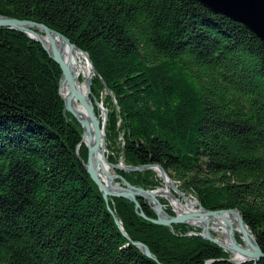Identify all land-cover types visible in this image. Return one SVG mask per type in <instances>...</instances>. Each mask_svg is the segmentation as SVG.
Here are the masks:
<instances>
[{"label":"trees","instance_id":"trees-1","mask_svg":"<svg viewBox=\"0 0 264 264\" xmlns=\"http://www.w3.org/2000/svg\"><path fill=\"white\" fill-rule=\"evenodd\" d=\"M0 15L89 54L110 162L161 165L205 209H239L264 251V43L252 31L197 0H0ZM61 77L41 43L0 27V264H264L228 261L196 228L148 221L128 198L108 204ZM116 171L163 184L153 168Z\"/></svg>","mask_w":264,"mask_h":264},{"label":"water","instance_id":"water-1","mask_svg":"<svg viewBox=\"0 0 264 264\" xmlns=\"http://www.w3.org/2000/svg\"><path fill=\"white\" fill-rule=\"evenodd\" d=\"M197 1L200 2L202 5H204L205 7H207L208 9H210L211 11H213L214 13L226 15L231 19L244 24L264 43V0H197ZM0 27H8V28L20 30L22 32L27 33L35 41L41 43L44 49L49 53L50 57L62 69V77H61L62 79L60 81V87L63 81H68L72 88V91L76 93L72 77L69 74L64 64V61L62 60L61 56L57 51V44H56L57 37L65 38L66 41L72 47L84 53L86 55L87 60L92 65L93 73H95L96 71L91 61V58L86 51H83L82 49L77 47L74 43L70 41V39H68L62 33L58 32L55 29L50 28L46 24L38 23L36 21H32L28 19H18L15 17L0 15ZM30 33H33L35 35V38ZM45 35L50 38L49 49L45 46L42 39L39 38ZM91 85H92V80L90 79L88 81V93L90 97L92 94ZM90 97H87L86 99L85 98L81 99L87 110L88 119L86 121H81L79 118H77L75 111L71 106V103L69 101H66L63 97L62 99L65 103V110L70 112L80 122L83 128L82 139L78 147L81 145V143H83L85 138L90 136L92 137L89 138V142L86 144V147L88 149V159L85 162V167L89 172L90 176L92 177L93 181L99 186L106 202L109 204V197L128 198L135 203L136 211L139 213L140 216L155 224L168 226L171 229H173L174 224H190V220L199 219L200 215L198 216V214L196 213H185V214L176 213V215H170L166 210L164 214L161 213L162 211L158 212L155 209L154 205L149 201V199L146 196V193H149L153 190H149L143 187L133 185L129 181H127L123 176L116 173V169L141 171L147 168L157 167L160 170L159 172L164 181V178L169 177V175L161 165L152 164V165H142L138 167V166H130V165L122 166L109 162L110 165L113 167L115 174L109 175V186L107 185V183H104L105 180L102 179L98 170L95 168L92 162V155H95L99 151L100 146H102L103 144L102 141L104 140L103 139L104 134L102 135V133L104 132L105 129L106 119H102L101 115H99L98 112L95 110V107ZM94 101L96 103L97 109L100 110V104L96 99H94ZM78 156H80L79 153ZM117 178L120 179L123 183L122 184L119 183L116 180ZM170 179L172 180V178ZM174 189L180 194H183L179 188L174 187ZM140 198L146 199L147 203L150 206L153 205L152 208L156 212L157 218H151L143 212L141 208V204L139 202ZM157 201L159 204L163 205L159 199ZM199 205L207 214L223 215L226 212L236 213L239 226L242 228H248L249 231L251 232L249 226L244 220L243 214L239 209L231 208V209L208 210L205 209L201 205V203H199ZM109 210L112 213H114L113 210L110 208V206H109ZM123 232L126 234L124 230ZM243 233L245 236L244 238L245 245H242L232 232L229 234L230 243L228 245H224L220 243L217 238L213 237L210 232H205L204 229L202 233L198 232L197 234L202 235L205 239L220 245L222 248H224L229 252H238L243 257L240 261H236L233 258L227 259L228 261H232L236 263L254 261L255 263H257L258 261L264 258V251L263 249H261L258 240L256 239V237L252 232L251 235L253 240H249L246 232ZM135 244L138 247H140L148 257L155 258V256L152 254L148 246H146L144 243L135 242Z\"/></svg>","mask_w":264,"mask_h":264},{"label":"bare ground","instance_id":"bare-ground-1","mask_svg":"<svg viewBox=\"0 0 264 264\" xmlns=\"http://www.w3.org/2000/svg\"><path fill=\"white\" fill-rule=\"evenodd\" d=\"M30 34L35 38V35L33 33ZM39 38L42 39L45 46L49 49L50 38L46 35ZM56 44H57V51L61 56L62 60L64 61V64L69 74L72 77L74 88L76 91V93L72 91V88L68 81H63L60 87V94L66 101H69L71 103V106L74 109L77 118H79L81 121H86L88 119L87 110L81 99L82 98L86 99L87 97H90L88 93V81L90 79L92 80L94 76L92 65L87 60L86 55L80 52L79 50H77L76 48L72 47L66 41L65 38L57 37ZM82 76L84 77L83 80L81 79ZM90 98L96 110L97 107L96 103L93 100L92 96ZM100 110H101V106H100ZM82 133H83V128H82ZM102 135L104 139L102 141L103 144L102 146H100L99 151L95 155H92V162L95 168L98 170L102 179L106 181V182L104 181V183H107V185L109 186V175L115 174V171L113 170V167L110 165L108 160L105 129ZM90 137L85 138L83 143L81 144L86 145L89 142ZM78 148H80V146ZM152 168L158 172V175L161 176V174L159 173L160 170L157 167H152ZM164 183H165L164 186L158 187L156 189H152L153 191L146 193L147 198L154 205L155 209L158 212L162 211L161 213L164 214L166 208L164 205L159 204L157 200L158 199L160 200V198L162 197L167 198L170 200L173 209L177 214L196 213L198 214V216L200 215L199 219L190 220V224L194 226L202 227L205 232H210L215 238L218 239L220 243L224 245H228L230 243L229 234L231 232L235 235V237L237 236L238 233L241 234L243 242L240 243L242 245H245L244 242L245 236L243 232L247 233L249 240H253L249 229L242 228L239 226L236 213L226 212L223 215L207 214L199 205L197 199L188 197L183 191H182L183 194L177 192L174 189V187L178 188L177 187L178 184L176 183L177 184L176 185L173 182V180H171L169 177L164 178ZM178 193L182 196L183 199H181L177 195ZM215 232H217L219 235H215L214 234ZM230 253L232 254V258L236 261H240L243 258L242 255H240L238 252H230Z\"/></svg>","mask_w":264,"mask_h":264},{"label":"rangeland","instance_id":"rangeland-1","mask_svg":"<svg viewBox=\"0 0 264 264\" xmlns=\"http://www.w3.org/2000/svg\"><path fill=\"white\" fill-rule=\"evenodd\" d=\"M81 79L83 80L84 79V77L82 76L81 77ZM101 99H102V102H103V100L105 99V94H103L102 95V97H101ZM101 101H99V103H100V106H101V110L99 111V115H101V117L103 118V119H106L107 120V116H108V110L106 109V106H104V104L102 103ZM106 134V133H105ZM121 138L122 137H120L118 140H117V142H118V144L120 143V141H121ZM113 149H111L110 147H109V149H107V154H108V156L109 155H112L113 154V151H112ZM87 151H88V149H87ZM121 154V153H120ZM110 162V161H109ZM112 163V162H111ZM116 164H118V165H122V166H125V164H124V162L123 161H118V163H116ZM114 170V169H113ZM145 170V169H144ZM116 173H117V171H116ZM160 173V172H159ZM169 175V174H168ZM156 177H159L158 175H157V173H156ZM170 177V176H169ZM162 178V177H161ZM171 178V177H170ZM119 183H123L120 179H116ZM173 180V182L176 184H178V188L181 190V191H183L188 197H191V198H193V199H197L195 196H194V194L191 192V193H189L188 191L186 192V191H184V190H182V188L180 187V186H182L180 183H178V181H175L174 179H172ZM164 181H163V184L162 185H160V186H164ZM176 184V185H177ZM150 190V189H149ZM181 199H183L182 198V196L178 193L177 194ZM160 201H161V203L165 206V210L168 212V211H172L174 214L173 215H176V212L174 211V209H173V206H172V204H171V202H170V200L169 199H167V198H160ZM197 201H198V199H197ZM198 203H200V201H198ZM151 207H153V205L151 206ZM199 208H200V206H199ZM169 213V212H168ZM171 215V214H170ZM187 225H189V226H192V227H194V228H196V230H198V232L199 233H202V231H203V228L202 227H199V226H194V225H191V224H187ZM215 235H219L217 232H215L214 233ZM213 236V235H212ZM214 237V236H213ZM222 237V236H221ZM236 238H237V240H240L241 242H243V239H242V237H241V234L240 233H238L237 234V236H236ZM239 241V242H240Z\"/></svg>","mask_w":264,"mask_h":264}]
</instances>
